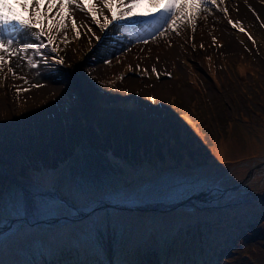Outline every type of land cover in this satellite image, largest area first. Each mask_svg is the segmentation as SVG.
I'll list each match as a JSON object with an SVG mask.
<instances>
[{
  "label": "rangeland",
  "instance_id": "1",
  "mask_svg": "<svg viewBox=\"0 0 264 264\" xmlns=\"http://www.w3.org/2000/svg\"><path fill=\"white\" fill-rule=\"evenodd\" d=\"M7 2L29 16L23 0ZM94 3L101 21L111 18L102 0ZM225 4L228 17L214 12L194 33L189 26L155 40L152 29L131 21L106 36L75 10L80 35L68 18L66 36L61 31L54 39L63 65L33 69L20 53L4 66L0 264H165L181 253L186 264H264V4ZM137 11L155 8L144 0ZM33 42L39 43L24 41ZM37 184L52 186L45 195L64 201L59 215L87 210L109 190L147 188L135 202L112 201L120 204L162 206L191 193L207 196L172 208L105 205L80 218L29 223L11 203L22 193L33 215ZM94 215L108 224L98 237L87 230Z\"/></svg>",
  "mask_w": 264,
  "mask_h": 264
},
{
  "label": "snow or ice",
  "instance_id": "2",
  "mask_svg": "<svg viewBox=\"0 0 264 264\" xmlns=\"http://www.w3.org/2000/svg\"><path fill=\"white\" fill-rule=\"evenodd\" d=\"M102 3L109 9L111 16L109 18L108 15H104L103 21L97 13L94 0H23L22 7L29 9L27 18L13 12L7 0H0V71L6 64H10L12 57L20 53L24 54L27 64L33 69H39L41 64L47 66L50 62L63 65L65 60L59 55V46L54 43V39L61 31H64L66 36V20L68 18L72 19V26L76 30L77 36L80 35L79 29L76 28V19L71 16V12L75 10L84 11L86 15L90 16L106 36L110 28H127L131 21L135 22L138 29H152L151 38L153 40L157 37L167 39L172 34L179 35L184 28L189 26L194 33L198 21L206 22L207 17L213 15L214 12L225 17H228L229 13V7L225 4V0H147L148 6L155 8V11L144 12L137 11L144 0H102ZM245 3L247 4V0ZM258 3L264 4V0H258ZM54 8L56 11L53 13ZM65 9L69 11L65 13ZM228 23L233 28H239L241 32H245L239 23L230 18ZM92 36L97 41H101V37L96 36L95 33H92ZM32 37L39 43H24L26 38L31 39ZM212 41L215 44V36L212 37ZM142 42L147 44L148 39H142ZM253 43L255 42L253 41ZM192 47L195 48L196 45L193 43ZM200 47L203 48L204 45L201 44ZM29 52L32 55H28ZM158 59L159 57H157ZM105 63H111V61L105 60ZM145 71L147 70L145 69ZM152 71L156 72L154 65ZM7 72L13 76L17 75L12 67H8ZM166 75L170 77L171 73H166ZM157 78H159V73H157ZM36 86L41 87L42 85ZM21 90L26 91V89H15L17 93ZM152 100L155 101V97H152ZM46 190L54 191V188L52 186L41 188L37 184L32 189L33 215H41L49 211H54L59 215L65 209L64 201L58 196L45 195ZM147 192V188L144 187L132 191L127 189L109 190L99 199L93 198L90 206L103 208L106 203L112 201L131 203L144 198ZM11 206L16 215L20 217L27 215L28 210L22 193L16 194ZM107 226L103 215H94L90 216L87 230L89 234L98 237L103 234Z\"/></svg>",
  "mask_w": 264,
  "mask_h": 264
},
{
  "label": "water",
  "instance_id": "3",
  "mask_svg": "<svg viewBox=\"0 0 264 264\" xmlns=\"http://www.w3.org/2000/svg\"><path fill=\"white\" fill-rule=\"evenodd\" d=\"M202 194V192L200 193H191L188 196H185L184 198L175 200V201H170V202H166L163 203L162 206H160L157 202H151V203H144V204H120V203H106L105 205H113L116 207H125V208H129V209H143V210H149V209H165V208H172L175 207L176 205L179 204H185L191 201L192 197H200V195ZM96 209V206H91L89 209L87 210H83L80 209L78 210L76 213L74 214H61V215H57V216H50V217H44V218H36L34 217L31 212L29 211L28 207H27V215L25 217H19V219L23 220V221H27L29 223H40V222H61V221H65V220H71V219H75V218H80L83 217L84 215L88 214L89 212H91L92 210ZM7 224H10V222H8ZM5 225H3L2 227H4Z\"/></svg>",
  "mask_w": 264,
  "mask_h": 264
},
{
  "label": "trees",
  "instance_id": "4",
  "mask_svg": "<svg viewBox=\"0 0 264 264\" xmlns=\"http://www.w3.org/2000/svg\"><path fill=\"white\" fill-rule=\"evenodd\" d=\"M73 145H74V143H73ZM71 149H70V153L74 150V146H71L70 147ZM114 153H116V152H114ZM70 154L69 153H67V154H64L62 157H60V159H58V161H61V160H64V159H66L68 156H69ZM60 163V162H59ZM253 215L255 214V216L257 215L256 213H252ZM138 253L137 254H139V252L140 251H137ZM136 256H138V255H136ZM103 257V256H102ZM101 257V258H102ZM187 257V256H186ZM185 257V255L184 254H180V256L179 255H177V254H174V255H172V257H168L167 259H166V263L165 264H186V260L188 259V258H186ZM138 258H140V256H138ZM126 262V261H125ZM160 262V263H159ZM158 264H164L163 263V261H162V259L160 260V261H158Z\"/></svg>",
  "mask_w": 264,
  "mask_h": 264
},
{
  "label": "flooded vegetation",
  "instance_id": "5",
  "mask_svg": "<svg viewBox=\"0 0 264 264\" xmlns=\"http://www.w3.org/2000/svg\"><path fill=\"white\" fill-rule=\"evenodd\" d=\"M205 196H207L206 194L204 195V193H203V195H200V197H205ZM77 209V211L78 210H80L79 208H76Z\"/></svg>",
  "mask_w": 264,
  "mask_h": 264
}]
</instances>
